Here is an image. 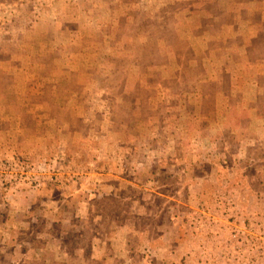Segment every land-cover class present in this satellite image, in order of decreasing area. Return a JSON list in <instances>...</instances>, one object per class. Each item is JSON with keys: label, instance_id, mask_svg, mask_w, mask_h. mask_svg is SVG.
Listing matches in <instances>:
<instances>
[{"label": "rangeland", "instance_id": "rangeland-1", "mask_svg": "<svg viewBox=\"0 0 264 264\" xmlns=\"http://www.w3.org/2000/svg\"><path fill=\"white\" fill-rule=\"evenodd\" d=\"M0 264H264V0H0Z\"/></svg>", "mask_w": 264, "mask_h": 264}, {"label": "trees", "instance_id": "trees-1", "mask_svg": "<svg viewBox=\"0 0 264 264\" xmlns=\"http://www.w3.org/2000/svg\"><path fill=\"white\" fill-rule=\"evenodd\" d=\"M149 63L152 64L151 62H149ZM217 72L222 76V80L220 82L219 87H216L215 90L216 89L223 90L224 91V94L226 96V93H227L226 89L228 87V81H227V78H226L227 74H226V72H225L224 69H220V70L218 69ZM204 86L205 85H201V87H204ZM255 98H256V100H261L262 99L261 96H257Z\"/></svg>", "mask_w": 264, "mask_h": 264}, {"label": "crops", "instance_id": "crops-1", "mask_svg": "<svg viewBox=\"0 0 264 264\" xmlns=\"http://www.w3.org/2000/svg\"><path fill=\"white\" fill-rule=\"evenodd\" d=\"M237 11H239V10L237 9ZM239 13H240V11H239Z\"/></svg>", "mask_w": 264, "mask_h": 264}]
</instances>
